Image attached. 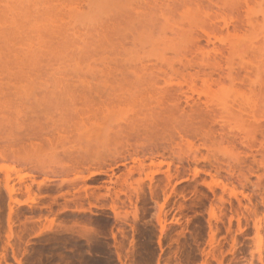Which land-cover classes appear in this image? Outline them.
I'll return each instance as SVG.
<instances>
[{"label": "rangeland", "instance_id": "obj_1", "mask_svg": "<svg viewBox=\"0 0 264 264\" xmlns=\"http://www.w3.org/2000/svg\"><path fill=\"white\" fill-rule=\"evenodd\" d=\"M114 259L264 264V0H0V264Z\"/></svg>", "mask_w": 264, "mask_h": 264}, {"label": "bare ground", "instance_id": "obj_2", "mask_svg": "<svg viewBox=\"0 0 264 264\" xmlns=\"http://www.w3.org/2000/svg\"><path fill=\"white\" fill-rule=\"evenodd\" d=\"M200 50H201V49H199V50L197 49V51L201 52ZM202 50H203V49H202ZM203 51H204V50H203ZM202 53H203V52H202ZM140 65H141V64H140ZM156 66H157V65H156ZM142 67H143V64H142ZM230 67H231V66H230ZM143 68H145V67H143ZM158 68H159V67H158ZM158 68L156 67V69H158ZM171 68L173 69V66L170 67L169 69H171ZM161 69H162V68H161ZM172 69H171V70H172ZM159 70H160V69H159ZM229 74H231V72H229ZM238 96H239V95H238ZM240 96L242 97L241 94H240ZM239 98H240V97H239ZM243 98H244V97H242V99H243ZM238 101H239V100H237V102H235V103H237V104H236L237 107L240 108V110H241V108L244 109V106L246 105V100H245V98H244V101H245V102L242 101V100H240L239 102H238ZM222 103H223V102H222ZM225 103H228V102H227V101L224 102V106H226V107H224V108H225V109H226V108H229L228 105H226ZM244 103H245V105H244ZM228 104H229V103H228ZM229 105H230V104H229ZM232 106H233V104H232ZM230 108H231V106H230ZM231 109H232V108H231ZM231 109H227V111H228V110L231 111ZM234 109H235V108H234ZM232 110H233V109H232ZM238 110H239V109H238ZM129 125H130V124H129ZM126 126H127V125H126ZM131 126H132V125H131Z\"/></svg>", "mask_w": 264, "mask_h": 264}, {"label": "trees", "instance_id": "obj_3", "mask_svg": "<svg viewBox=\"0 0 264 264\" xmlns=\"http://www.w3.org/2000/svg\"><path fill=\"white\" fill-rule=\"evenodd\" d=\"M114 264H118V262H117V260H116V259H114Z\"/></svg>", "mask_w": 264, "mask_h": 264}]
</instances>
